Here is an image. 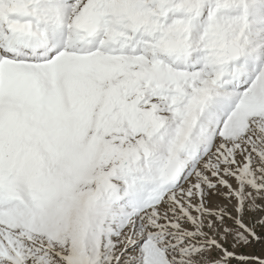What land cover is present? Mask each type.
Returning a JSON list of instances; mask_svg holds the SVG:
<instances>
[{"label":"snow or ice","instance_id":"6c2138e0","mask_svg":"<svg viewBox=\"0 0 264 264\" xmlns=\"http://www.w3.org/2000/svg\"><path fill=\"white\" fill-rule=\"evenodd\" d=\"M0 264H264V0H0Z\"/></svg>","mask_w":264,"mask_h":264},{"label":"rangeland","instance_id":"374dc122","mask_svg":"<svg viewBox=\"0 0 264 264\" xmlns=\"http://www.w3.org/2000/svg\"><path fill=\"white\" fill-rule=\"evenodd\" d=\"M260 250H261V245H256L254 249H245V251H255L257 253H259Z\"/></svg>","mask_w":264,"mask_h":264}]
</instances>
